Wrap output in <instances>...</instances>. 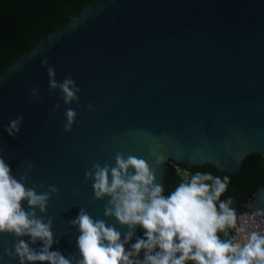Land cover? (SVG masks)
I'll use <instances>...</instances> for the list:
<instances>
[{
	"label": "water",
	"instance_id": "obj_1",
	"mask_svg": "<svg viewBox=\"0 0 264 264\" xmlns=\"http://www.w3.org/2000/svg\"><path fill=\"white\" fill-rule=\"evenodd\" d=\"M44 58L58 82L71 76L81 89L79 104L71 105L78 113L71 133L63 129L62 94H49ZM32 88L40 89L39 98ZM18 115L21 131L9 136L4 129ZM117 153L147 161L163 188L171 160L233 175L250 155L264 157V0L94 2L0 77V157L17 179L27 173V187L59 189L43 216L53 220L51 251L79 257L80 232L71 221L81 208L124 239L127 226L104 216L109 198L93 202L92 181L84 178L95 163L114 166ZM22 207L28 210L27 201ZM236 224L249 235L264 234V187ZM144 232L137 226L126 249ZM15 241L0 235V264H20L6 254Z\"/></svg>",
	"mask_w": 264,
	"mask_h": 264
},
{
	"label": "clouds",
	"instance_id": "obj_2",
	"mask_svg": "<svg viewBox=\"0 0 264 264\" xmlns=\"http://www.w3.org/2000/svg\"><path fill=\"white\" fill-rule=\"evenodd\" d=\"M41 63L49 77V94L59 90L68 106L63 129L71 133L78 116L71 105L79 104L81 89L71 76L58 82L56 69L47 58ZM39 93V88L31 89L33 97L39 98ZM87 107L95 111L93 105ZM59 110L57 103L53 111ZM23 120V115H18L9 120L4 130L9 136L18 135ZM33 167L29 161L27 168ZM84 178L85 182L92 181L93 202L109 198L104 216L115 218L129 230L122 240L115 226L108 225L104 219H93L81 208L77 218L71 221L80 232L77 240L80 255L65 258L60 252L51 251L53 220L43 218L47 216L49 201L59 194L58 187L48 185L42 191L38 189H44L43 184L27 187V173L17 179L0 157V235L16 238L14 250L6 251L8 257L18 259L20 264H264V234L252 232L243 244L221 240L218 235L235 227L237 222L232 199L220 200L230 183L228 176L221 179L211 173L197 172L165 196L147 161L117 153L114 166L95 163L91 170L85 171ZM24 201L29 205L28 210L22 207ZM37 209L42 216L37 215ZM137 226L145 230V238H137L130 250L126 249ZM25 236L31 238L32 244L42 241L43 247L31 248L22 239ZM141 251L145 253L143 260L138 258Z\"/></svg>",
	"mask_w": 264,
	"mask_h": 264
},
{
	"label": "trees",
	"instance_id": "obj_3",
	"mask_svg": "<svg viewBox=\"0 0 264 264\" xmlns=\"http://www.w3.org/2000/svg\"><path fill=\"white\" fill-rule=\"evenodd\" d=\"M105 0H0V77L20 57L29 54L46 34H52L79 15L90 4ZM164 195H169L180 183L187 182L197 172L230 178L227 191L220 200L232 199L231 207L240 213L264 187V157L250 155L238 174H227L215 166L189 167L174 161L167 163ZM186 174V177L183 176ZM221 240H229L227 228L218 233ZM192 264V262H188Z\"/></svg>",
	"mask_w": 264,
	"mask_h": 264
},
{
	"label": "built area",
	"instance_id": "obj_4",
	"mask_svg": "<svg viewBox=\"0 0 264 264\" xmlns=\"http://www.w3.org/2000/svg\"><path fill=\"white\" fill-rule=\"evenodd\" d=\"M231 231V236L229 239L233 240L234 243H240L243 244L246 242L249 233L248 228H240L237 226L229 228Z\"/></svg>",
	"mask_w": 264,
	"mask_h": 264
},
{
	"label": "rangeland",
	"instance_id": "obj_5",
	"mask_svg": "<svg viewBox=\"0 0 264 264\" xmlns=\"http://www.w3.org/2000/svg\"><path fill=\"white\" fill-rule=\"evenodd\" d=\"M183 176H185V177H186V174H185V173H183Z\"/></svg>",
	"mask_w": 264,
	"mask_h": 264
}]
</instances>
